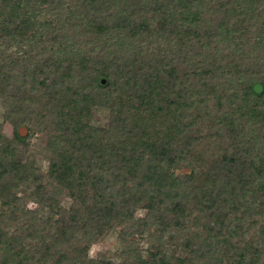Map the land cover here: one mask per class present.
<instances>
[{
    "label": "trees",
    "instance_id": "16d2710c",
    "mask_svg": "<svg viewBox=\"0 0 264 264\" xmlns=\"http://www.w3.org/2000/svg\"><path fill=\"white\" fill-rule=\"evenodd\" d=\"M0 94L17 128L27 122L22 102L45 98L38 107L55 136L49 182L72 198L64 209L37 187L51 239L32 250L0 230V264H170L158 246L156 258L143 256L124 229L120 259L87 256L113 227L165 229L168 200L171 219L207 208L208 232L229 199L264 220V0H0ZM104 108L107 127L93 126L92 109ZM201 122L227 126L231 149L196 182L195 171L175 170ZM23 171L0 132V216L17 209L18 185L31 174ZM140 207L146 216L136 219ZM62 238L67 253L56 247ZM255 238L264 239V223ZM221 246V264L234 248L227 264L257 262L256 250L242 259L245 245L222 237Z\"/></svg>",
    "mask_w": 264,
    "mask_h": 264
},
{
    "label": "rangeland",
    "instance_id": "374dc122",
    "mask_svg": "<svg viewBox=\"0 0 264 264\" xmlns=\"http://www.w3.org/2000/svg\"><path fill=\"white\" fill-rule=\"evenodd\" d=\"M14 47L11 46V48ZM26 80L28 82L31 81L30 78ZM17 99V97H14V105ZM44 99L41 97L35 99L34 96L33 98H26L24 103L22 102L21 112L27 118V122H23V124L27 125L28 131L23 136V139L17 140L14 137V131L17 125L10 119L4 117L6 98L0 94V132L13 147L16 160L22 162L24 166L26 165L27 171H23V174L31 173L27 176L26 180L20 182L18 185V194L20 197L14 205L17 209L13 213L7 212L0 216V230L15 236L19 235L23 240L22 243L32 250L36 242L40 244L38 241L39 238L45 240L47 238L51 239L50 235H52L49 224L50 220H46L48 213L47 207L43 209L39 207L33 195L35 189L37 187H44L42 191L48 192L49 195L54 194L53 198L64 209H69L72 205V198L57 188L53 189L49 182L48 169L52 157L50 143L55 136L52 133L53 131H50L52 125L50 115L46 114L43 110L40 111L38 107L44 103ZM91 112L90 123L93 126L107 127L109 123L107 109H92ZM189 134H191V138L188 139L190 147L187 150V161L179 162L175 172L177 174H184L193 170L195 171L194 176L198 179L196 182H199V180H203L207 173L213 170L214 164L222 156L229 154V149H231L229 143L232 132L228 130L227 126H223L217 122L216 124H212L211 127L201 122L198 127H192ZM56 137L58 138L59 135H56ZM58 142L61 144V138L58 139ZM190 159L192 161H189ZM194 204L198 205L196 203ZM172 207V200H168L167 203L162 204L160 207L167 214V225H162L165 229L156 230L154 229V225L150 228L148 226L138 225V223H135L131 228L113 227L105 235L90 244L87 256L90 258H107L114 261L120 259L121 249L127 243L128 239L146 257L156 258L157 251L155 246H158L167 254L170 264L175 263L177 257H185L187 264H192L189 257L194 260L193 264H221L218 258H220L223 247H225L221 246V241L222 237H227L235 246H247L248 253L242 259L248 258L251 254L250 251L258 250L253 253L257 259L256 264H264V239L260 240L259 238H255L259 234L260 225L264 223V220L261 214L253 213L252 207L245 209L239 203L238 199H229L227 210L221 215L222 221L220 226H216L210 232L206 231L204 227L207 219L204 209L207 208L200 205L199 211H193L191 214L184 215V217L179 215L176 219H171ZM254 209L259 210V206ZM27 210H32L33 212H26ZM135 216L136 219H138L137 217H145V209L141 207L137 208ZM122 229L127 233V239L125 240L120 238ZM29 233L31 234L29 235ZM216 240L220 242L216 243ZM210 241L215 242L213 248L207 246ZM249 242L253 243L251 247L248 244ZM59 243L56 246L58 250L62 253H67L66 246L68 240L62 238ZM184 243L189 245L185 247ZM204 245L206 246L203 247ZM193 250L196 251L193 252ZM231 250L229 249L226 253L223 258V263H228V258L232 256ZM234 250L235 248L232 250L233 254ZM201 252L205 255L195 256ZM229 263H232L231 260ZM62 264L66 263L63 261Z\"/></svg>",
    "mask_w": 264,
    "mask_h": 264
},
{
    "label": "water",
    "instance_id": "95a60500",
    "mask_svg": "<svg viewBox=\"0 0 264 264\" xmlns=\"http://www.w3.org/2000/svg\"><path fill=\"white\" fill-rule=\"evenodd\" d=\"M102 82H104V79H102ZM253 90L257 93H260L263 89V86L260 82H255L252 86ZM28 131V128L26 125L24 124H21L18 126L17 128V133L20 135V136H24Z\"/></svg>",
    "mask_w": 264,
    "mask_h": 264
}]
</instances>
